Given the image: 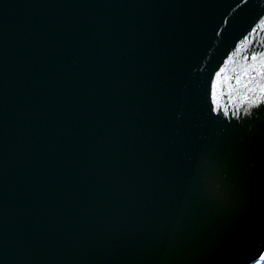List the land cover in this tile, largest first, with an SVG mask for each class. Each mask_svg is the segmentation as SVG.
Instances as JSON below:
<instances>
[{
	"label": "water",
	"instance_id": "water-1",
	"mask_svg": "<svg viewBox=\"0 0 264 264\" xmlns=\"http://www.w3.org/2000/svg\"><path fill=\"white\" fill-rule=\"evenodd\" d=\"M264 0H0V264H255Z\"/></svg>",
	"mask_w": 264,
	"mask_h": 264
},
{
	"label": "rangeland",
	"instance_id": "rangeland-1",
	"mask_svg": "<svg viewBox=\"0 0 264 264\" xmlns=\"http://www.w3.org/2000/svg\"><path fill=\"white\" fill-rule=\"evenodd\" d=\"M260 262H262V263H260ZM255 264H264V254L260 258V260H258Z\"/></svg>",
	"mask_w": 264,
	"mask_h": 264
},
{
	"label": "trees",
	"instance_id": "trees-1",
	"mask_svg": "<svg viewBox=\"0 0 264 264\" xmlns=\"http://www.w3.org/2000/svg\"><path fill=\"white\" fill-rule=\"evenodd\" d=\"M260 263H262V262H260Z\"/></svg>",
	"mask_w": 264,
	"mask_h": 264
}]
</instances>
